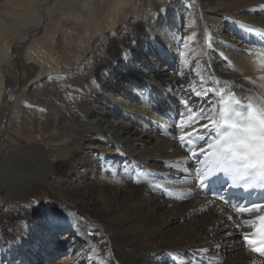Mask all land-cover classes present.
<instances>
[{"label": "bare ground", "instance_id": "6f19581e", "mask_svg": "<svg viewBox=\"0 0 264 264\" xmlns=\"http://www.w3.org/2000/svg\"><path fill=\"white\" fill-rule=\"evenodd\" d=\"M61 32L72 44L55 54ZM261 52L264 0H0V200L12 188L2 213L29 204L44 233L36 239L24 225L19 234L35 238L33 262L16 239L6 247L19 256L0 259L46 264L68 249L60 264H264L241 239L259 212L204 193L193 148L178 140L181 100L219 108L218 95L194 92L264 107ZM211 132L198 129L194 149ZM50 200L80 214L50 228ZM63 224L71 237L57 241Z\"/></svg>", "mask_w": 264, "mask_h": 264}, {"label": "snow or ice", "instance_id": "6c2138e0", "mask_svg": "<svg viewBox=\"0 0 264 264\" xmlns=\"http://www.w3.org/2000/svg\"><path fill=\"white\" fill-rule=\"evenodd\" d=\"M187 39L192 40V37ZM180 55L183 57L187 54L182 52ZM258 55L264 57V52ZM257 63L259 67L264 68V59ZM188 91L193 90L188 89ZM210 94L218 95V109L209 105L207 109L197 110L189 99L180 101L187 113V115L181 113L178 122L180 129L178 140L181 144L191 140L198 129L212 130L209 139L204 140V146L198 150L190 149L188 153L189 159L207 154V159L202 161V167L195 171L199 187L204 188L210 178L219 179L220 174H225L231 177L232 187L242 188L246 192L264 190V107L252 103L244 105L234 93H213L211 89L203 93L194 92L196 96ZM184 171L187 172V169ZM165 191L166 194L171 195L167 190ZM261 209H264V204L254 203L243 209L237 207L236 210L252 212ZM257 222L259 227L254 231L261 238L258 240L246 234L244 240L252 252L264 256V216L257 217ZM47 223L54 229L58 225V219L49 217Z\"/></svg>", "mask_w": 264, "mask_h": 264}, {"label": "rangeland", "instance_id": "374dc122", "mask_svg": "<svg viewBox=\"0 0 264 264\" xmlns=\"http://www.w3.org/2000/svg\"><path fill=\"white\" fill-rule=\"evenodd\" d=\"M134 13L132 12V11H128V14H126V16L127 17H130V16H132ZM99 15L101 16V11H99ZM123 18V17H122ZM58 39H57V46H58V49H57V53H55V54H60L61 52H63V50L66 48V46L67 45H69V44H72V40L71 39H68L67 38V36L65 35V34H63V32H61V34H59L58 35V37H57ZM20 144V142H18V141H14V142H12L11 143V145L14 147V148H16V147H19V146H21V144ZM13 148V149H14ZM63 168V167H62ZM97 169L98 170H101V167H98V165H97ZM13 170V169H12ZM72 177V174L71 175H69V176H67L65 179H66V181H65V183L67 184V185H69V182H70V178ZM28 178H30L31 180L32 179H35L36 177L34 176H29ZM27 179V178H26ZM14 184H16V182L14 183ZM159 183H154V184H152L151 185V187H150V189L152 190H154L155 192H162L163 194H165V192L164 191H162L163 189H158L159 187V185H158ZM15 186V185H14ZM17 187H18V184L16 185ZM17 187H15V188H17ZM12 188L11 187H9V186H5L4 188H3V190H2V193H3V195H2V199L0 200V258H2L3 256V254L5 253V254H12L13 255V253L15 254V256H19V255H16L17 254V252H18V250H16L15 252H13L12 251V249H7V247H6V245H8V243H10V242H15V240L14 239H16V240H18L19 242V246L23 249V251L21 252V254H20V256H23L24 258H26L27 259V262L29 261V262H33V258L31 257L32 255L31 254H29L30 252H31V249H32V247H31V242H32V240H35V238L36 239H40V237H42V236H44V233H42L40 230H38V225H33V224H31L30 223V217H34L35 216V210H32V209H28V208H26V207H24V206H29V204H25V205H23V204H21V203H16V208H18V210H20L21 212L19 213L18 211H17V213H15V214H12V213H8V214H3L2 213V210L4 209L5 210V208L7 207V202L4 200L5 199V195H6V193H8L10 190H11ZM179 195H177L176 197H178ZM174 197H175V195H174ZM3 201V202H2ZM50 201H54V200H50ZM6 202V203H5ZM50 203H52V205H53V207H52V209H51V213H52V216L53 217H60V218H67V217H73L72 216V214H73V212L74 213H77V215H79L80 213L78 212V211H76L75 209H72L71 207H70V205H67V204H65V209L63 208V207H61L60 205H55L56 204V202L54 201V202H50ZM6 205V206H5ZM31 206V205H30ZM69 206V207H68ZM68 207V208H67ZM22 208V209H21ZM25 209H27V210H25ZM55 211V212H54ZM73 211V212H72ZM94 211V210H93ZM23 213V214H22ZM94 213V212H93ZM101 213V212H100ZM69 214V215H68ZM95 214L99 217V222H101L100 221V219H101V215L99 214V212H95ZM67 216V217H66ZM188 218V216H186L185 215V217H183L182 219H180V222H182L183 221V219L184 218ZM83 216L82 215H80V216H78V218H75V222H77L78 224H80L81 226H84L86 223L84 222V220H85V218H83ZM23 219V220H22ZM73 219V218H72ZM25 221H27V223L25 222ZM229 222L231 223L232 221H230L229 220ZM83 223H84V225H83ZM25 225V227L24 228H26V232L27 233H29V231H30V233H32L33 234V236L35 237H33V239L31 240V241H29V240H24V238H19V234H21L22 233V227ZM67 224H63V225H61V227H64V229H61L60 230V234H58L57 235V241L59 240V238H60V236L61 235H67V237H71V236H69V232H67V233H65L66 232V226ZM175 225V224H174ZM174 225H169L168 226V228H172V227H174ZM176 226V225H175ZM33 227H34V229H33ZM28 229V230H27ZM41 232V233H40ZM39 233V234H38ZM35 234V235H34ZM84 235V234H83ZM89 235V234H88ZM19 238H17V237ZM89 237L91 238V240H93V241H95V242H97V243H99V244H101V240L98 238V237H96V235H89ZM90 238H89V240H90ZM97 239V240H96ZM9 241V242H8ZM99 241V242H98ZM8 242V243H7ZM222 242H225V240L224 241H222ZM224 246V245H223ZM6 248V249H5ZM30 248V249H29ZM247 249V246L245 247V250ZM25 250H27V251H25ZM66 250H68V249H63V250H61V252L58 254V255H56V257L55 258H53V260H54V262H51V263H46V264H60V261H62L63 259H66L68 256H70L71 254H72V250H69V251H66ZM241 250V249H240ZM29 251V252H28ZM24 252V253H23ZM27 252V253H26ZM53 252L56 254V250L55 249H53ZM217 252H220V248H218V251ZM236 252H239V250H237ZM23 253V254H22ZM2 254V255H1ZM15 256H13V259L15 260L14 261V263L13 264H21V263H23V262H20V260H16L14 257ZM69 258V257H68ZM29 259V260H28ZM21 260H24V259H21ZM151 261H153V262H156L157 264H158V262L159 261H157V260H155V258L153 257V259L151 260ZM0 262H1V264H6L7 263V261L5 260V259H0ZM4 262H6V263H4ZM25 262V261H24ZM45 262H50V260L49 259H46V258H42V259H40L39 261H37L36 263H34V264H44ZM57 262V263H56ZM7 264H10V263H7Z\"/></svg>", "mask_w": 264, "mask_h": 264}]
</instances>
